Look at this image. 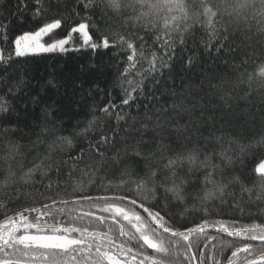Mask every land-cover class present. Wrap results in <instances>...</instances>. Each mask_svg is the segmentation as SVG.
Masks as SVG:
<instances>
[{
  "label": "trees",
  "instance_id": "trees-1",
  "mask_svg": "<svg viewBox=\"0 0 264 264\" xmlns=\"http://www.w3.org/2000/svg\"><path fill=\"white\" fill-rule=\"evenodd\" d=\"M217 2L218 0H208V3L214 5ZM24 3L27 9L18 13L19 0H0V25L11 22L7 42L0 38V49L4 50L5 55L13 56L12 67L7 73L3 65H0V76H6L8 80V85L0 88V96L6 99L10 107L9 112L0 113V180H3L9 165L19 175L21 168L18 165L26 172L37 165L50 163L45 157L50 156L57 161L66 160L69 155H78L80 148H86L89 140L95 141L103 132H109V126L116 124L115 117L109 119L102 116L96 106L102 107L109 97L119 103L121 91L116 85L129 54L126 49L119 48L97 51L81 48L78 51L31 54L17 58L14 56V37L26 31H34L50 19L71 12L74 0H42L46 11L37 19H33L32 15V10L36 7L34 0H24ZM196 3L198 4V0ZM49 4L52 7H48ZM218 6L222 11L225 10L223 5ZM139 11L141 9L125 7L121 13H115L106 3L98 0L97 7L90 14L93 16V27L98 33L108 36L110 40L114 34L124 35L137 47L143 44L146 49L156 51L159 55L162 50L159 43L155 42V37L161 34L160 28L158 26L152 31L142 28L134 20ZM191 11L194 13L195 10ZM80 12L83 16V9ZM202 19L198 20L194 14L190 15L187 23L192 27L183 33V44L180 43V32L172 34L176 43L171 68L164 71L158 87L147 88L145 94L139 96L130 108L123 109L129 115L120 123V127L123 129L132 125L133 128L140 129L143 123H147L149 131L143 135L145 138L150 137L153 135L152 122L144 119L145 111L154 120L156 109L168 108L167 112L159 113L161 118L168 121L163 130L164 137L179 139L189 148L199 146L202 156L204 153H211L214 157L211 163L223 169L217 178L225 185L224 202L219 199L208 202L207 207L213 213L208 218L236 221L245 226L253 222L264 223V201L255 200L256 188L261 181L254 171L264 157V77L258 74L259 67L264 64V33L258 30L251 13L247 20L238 18L239 26L229 25L230 18L227 15L218 17L217 27L229 26L231 35L220 52L215 51V48L208 51L202 41L209 40L211 29L201 26ZM0 31L3 29L0 28ZM137 36L143 37V41L136 39ZM189 59L193 60L190 66ZM249 74L253 75L251 82H248ZM21 77L25 86L16 95L9 94L7 88L17 84ZM222 80L227 83L216 92L207 87L209 81L220 85ZM172 91L177 93L175 98L170 95ZM153 94L155 99L152 98ZM225 96L228 97L227 103L221 99ZM32 99H36L38 103L33 104ZM173 99L178 103L183 101L175 110L170 107ZM45 109L55 115L46 118ZM93 111L104 122L103 129L101 123L97 122L86 135L76 136V132L88 126ZM133 117L136 118L135 124ZM45 126L49 131L41 135V129ZM5 129L8 131L5 132ZM70 134L74 138V147L57 139ZM121 135L125 133L121 132ZM185 137L191 139L185 140ZM139 138L140 134L136 131L128 135L130 142ZM12 145L18 146L17 150L14 151ZM123 146V142L117 139L116 147L123 149ZM226 157L231 159V163ZM95 159L97 157L88 154L83 163L74 165L69 162L59 172L55 167L46 176L37 171L35 183L25 185L17 181L6 188L5 192L13 197L18 195L19 198L9 201L0 193V200L7 204V209L0 207V223L4 222L6 216H15L24 209L37 208L41 210L40 213L24 214L30 222H36L42 228H50L54 224L67 226L71 222L75 226H88L90 230L108 231L110 228V234L114 238L126 239L119 237L117 224H100L91 217L79 219L87 211L101 215L97 209L90 208L88 202L71 203L74 198L84 195H111L101 185V177H105V184L112 181L115 185L121 180L122 173L125 179L134 175V169L124 172V164L118 168L106 166L96 174L95 182L89 184L91 173L85 177L84 172L88 171L86 164H92ZM233 177H238L246 187L253 189L251 200L248 193L240 191V184L232 182ZM81 180L83 188L73 191L75 183ZM49 183L52 185L51 189L48 188ZM62 199L69 200L70 204L67 207L58 204L47 215L43 214V205H51L52 200ZM200 205L199 200H189L186 207H172L169 214L176 217L178 228L185 224L192 226L204 217ZM37 216L39 220L36 219ZM124 225L126 230L134 231L126 222ZM209 233L216 236V239L209 243L201 237L200 248L191 250L192 253H198V258L195 261H185L181 255L179 259L183 264H216L217 260L221 264H227L224 257L230 256L235 247L249 242L217 233L214 229H209ZM165 243H168L167 234ZM250 243L257 250L264 247L262 241ZM228 244H232L233 248H228ZM221 246H224L223 253H220ZM147 254L155 253L149 249Z\"/></svg>",
  "mask_w": 264,
  "mask_h": 264
},
{
  "label": "snow or ice",
  "instance_id": "snow-or-ice-1",
  "mask_svg": "<svg viewBox=\"0 0 264 264\" xmlns=\"http://www.w3.org/2000/svg\"><path fill=\"white\" fill-rule=\"evenodd\" d=\"M100 2L106 3V6L115 13H121L125 7L141 9L134 20L148 31L155 30L159 26L161 34L155 37V42L159 43L161 54L158 55L156 51L146 49L143 44L137 47L124 35L114 34L110 40L108 36L98 33L93 27V16L90 14L97 7L98 0H74L71 12L50 19L34 31L16 35L13 43L14 56L17 58L26 57L30 53H63L69 50L78 51L81 48L93 51L119 48L126 49L129 54L126 56V66L120 72L116 85L121 91L119 103L117 104L109 97L102 107L96 106L102 116L109 119L115 117V126H109L111 134L103 132L95 141L89 140L87 147H81L78 155H69L66 160L57 161L50 156L45 157L50 163L37 165L36 168L26 172L22 170V166L18 165L21 168L19 175L9 165L3 180H0V193L5 199L14 201L19 196L13 197L4 191L12 184L17 181L25 185L35 183L37 171L42 176H46L55 167L59 172L60 168L69 162L74 165L83 163L88 154L97 157L92 164H86L88 171L84 172V176L88 177L91 173L89 184L95 182L96 174L106 166L118 168L124 164V172L134 169V175L125 179L122 173L121 180L115 185L112 181L105 184V177L100 178L101 185L111 192V195H84L74 198L71 203L88 202L89 207L97 209L101 215L97 216L95 212L87 211L79 219L95 216L100 224H106L110 219L119 225V237L126 239L114 238L110 234V228L108 231L90 230L88 226H75L71 222L67 226L54 224L50 228H42L38 223L30 222L24 214L25 212L40 213L41 210L24 209L15 216H6L4 222L0 223V254H2L0 264H26L21 257H28L33 261L40 260L42 264H81V261L83 264H183L179 259L181 255L184 256L185 261H195L198 258V253H192L191 250L200 248L201 237L209 243L216 239V236L209 233V229L224 233L228 237L249 241L235 247L230 256L224 257L227 264H264V247L257 250L250 243V241L264 242V223L253 222L245 226L239 225L236 221L208 218L213 216L212 211L207 207L208 202L215 199L224 202L225 185L217 178L223 169L211 163L214 158L211 153H204L202 156L199 146L189 148L179 139L164 137L163 130L168 121L166 118H161L159 113L167 112L168 108L156 109L157 115L154 120L148 115L147 110L145 111L144 119L152 122L153 135L150 137L145 138L143 135L149 131L147 123H143L140 129H135L132 125L123 129L120 127V123L129 115L123 112V109L130 108L139 96L145 94L147 88L158 87L164 71L171 68L176 43L172 34L180 32V43H184L183 33L192 27L187 23L190 15L194 14L198 20L203 18L200 21L201 26L211 29L209 40L202 41L204 48L208 51L215 48V51L220 52L225 46L224 42L229 40L231 28L217 27V18L227 15L230 18L229 25L239 26L238 18L243 17L247 20L251 13L252 18L256 20L258 30L264 33V0H218L215 5L208 3V0H198V4L196 0H127V3L125 0H100ZM34 4L36 7L32 10V15L33 19H37L46 9L43 7L42 0H34ZM218 5H223L225 10L222 11ZM48 7L52 5L49 4ZM229 8L231 10H228ZM26 9L24 0H19L17 12L22 13ZM80 9L84 11L83 16ZM192 9L195 10L194 13ZM10 24L11 22L8 21L0 25L3 29L0 31V38H3L5 42L8 40ZM136 39L143 41L144 38L137 36ZM12 60L11 54L5 55L4 50L0 49V65H3L5 73L12 67ZM192 63L193 60L189 59L188 65ZM258 74L264 77V64L259 67ZM252 80L253 75L249 74L248 82ZM225 83L227 82L222 80L220 85H215L209 81L207 87L210 91L216 92ZM7 85L6 76H0V88ZM24 86L25 81L21 77L19 82L8 87L7 91L9 94L16 95ZM170 95L175 98L177 93L172 91ZM152 98L155 99L154 94ZM221 99L225 103L228 102L226 96ZM31 102L38 103L36 99H32ZM182 102L178 103L173 99L171 109L179 108ZM9 110L6 99L0 96V113H7ZM44 115L48 118L55 114L45 109ZM76 119L78 125L79 117L77 116ZM97 122L101 123L103 129L104 122L93 111L88 126L76 132V136L86 135ZM135 122L136 118L133 117V124ZM48 131L47 126L43 127L41 135ZM133 131L140 134V138L130 142L128 135ZM121 132L125 135H121ZM57 139L69 147L75 146L71 134L59 136ZM117 139L123 142V149L116 147ZM184 139L189 140L191 137ZM11 147L14 151L18 148L16 145ZM113 149L115 150L112 151ZM110 151L111 155H109ZM226 159H229L231 163L230 158L226 157ZM254 171L261 181L256 188L255 200L264 201V157L255 166ZM232 182L240 184V191L248 193L251 200L252 188L246 187L238 177H233ZM83 186V180L78 181L73 191L82 189ZM51 187L49 183L48 188L51 189ZM189 200L201 202L200 210L204 213V217L192 226L185 224L178 228L175 223L176 217L169 214L170 209L181 205L186 207ZM58 204L67 207L70 201L52 200L51 205H43L45 210L43 214L47 215L48 211ZM0 207L7 209V204L0 200ZM36 219L39 220V216ZM124 222L134 231L126 230ZM31 229L35 231L32 232ZM21 230H23L22 233ZM165 234H167V244ZM227 247L231 249L233 245L228 244ZM149 249L155 254H147ZM223 252L224 246H221L220 253ZM216 264H221V261L217 260Z\"/></svg>",
  "mask_w": 264,
  "mask_h": 264
},
{
  "label": "rangeland",
  "instance_id": "rangeland-1",
  "mask_svg": "<svg viewBox=\"0 0 264 264\" xmlns=\"http://www.w3.org/2000/svg\"><path fill=\"white\" fill-rule=\"evenodd\" d=\"M43 53H45V52L30 53L29 55H31V54H43ZM104 215H108V214H104ZM127 228H129V227H127ZM22 231L23 230H21V233H22ZM30 231L34 232L35 229H31ZM21 233H18V234H21ZM73 236H77V235H73ZM17 255H19V254L17 253ZM21 259L25 260L26 264H42V261H40V260L33 261L30 258H28V257H21ZM81 264H83V261H81Z\"/></svg>",
  "mask_w": 264,
  "mask_h": 264
},
{
  "label": "bare ground",
  "instance_id": "bare-ground-1",
  "mask_svg": "<svg viewBox=\"0 0 264 264\" xmlns=\"http://www.w3.org/2000/svg\"><path fill=\"white\" fill-rule=\"evenodd\" d=\"M107 222H110V223H112V224H115L113 221H111L110 219L107 221ZM116 225V224H115ZM117 226H119V225H117Z\"/></svg>",
  "mask_w": 264,
  "mask_h": 264
},
{
  "label": "water",
  "instance_id": "water-1",
  "mask_svg": "<svg viewBox=\"0 0 264 264\" xmlns=\"http://www.w3.org/2000/svg\"><path fill=\"white\" fill-rule=\"evenodd\" d=\"M91 218L96 219L95 216H93V217H91Z\"/></svg>",
  "mask_w": 264,
  "mask_h": 264
}]
</instances>
